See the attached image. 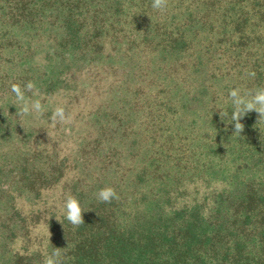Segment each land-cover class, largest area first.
Wrapping results in <instances>:
<instances>
[{
    "label": "rangeland",
    "instance_id": "obj_1",
    "mask_svg": "<svg viewBox=\"0 0 264 264\" xmlns=\"http://www.w3.org/2000/svg\"><path fill=\"white\" fill-rule=\"evenodd\" d=\"M66 1L49 0L50 8L20 22L0 3V235L9 238L0 264L27 248L29 225L28 247H46L55 233L48 220L65 214L77 189L95 195L114 188L126 223L136 211H176L238 180L264 178V168L250 162L264 141V120L250 112L236 134L229 98L233 88L245 95L249 79L264 73V23L252 0H168L163 12L152 0H83L91 53L87 72L69 74V85L60 75L68 69L45 59L50 45L67 56L59 15ZM29 81L35 88L25 97L44 111L21 116L11 85L24 90ZM204 85L198 108L191 100ZM58 106L64 122L52 119ZM61 163V182L52 185L44 177H59ZM26 179L43 186L27 191ZM12 223L16 232L5 229Z\"/></svg>",
    "mask_w": 264,
    "mask_h": 264
},
{
    "label": "trees",
    "instance_id": "obj_2",
    "mask_svg": "<svg viewBox=\"0 0 264 264\" xmlns=\"http://www.w3.org/2000/svg\"><path fill=\"white\" fill-rule=\"evenodd\" d=\"M48 1L6 0L3 9L7 6L10 17L20 22L19 17L34 18L39 16L41 9L50 8ZM82 1L67 0L61 4L60 44L66 47L62 48L67 56L59 53L54 45L49 46L45 56L47 62L60 64L61 68L64 65L68 69L60 73L67 76L61 81L67 85L70 84L68 76L87 72V56L91 53L84 35L87 27L80 10ZM251 6L264 23V0H252ZM186 36L183 33V50L189 45ZM71 58L75 71L69 68ZM256 73V79H249L251 90L264 87V73ZM53 82L52 79L48 83L52 96L59 92ZM203 92H208L206 85L201 86L191 100L198 108L204 107L200 104V101L204 102ZM251 118L245 125L256 120L257 115ZM1 131L6 136L5 130L1 128ZM250 162L254 167L264 168V141L256 146ZM62 168V163L56 167L59 177L49 174L44 178L50 179L52 185L60 183ZM23 181H27L26 190L30 192L37 186H43L37 180ZM75 195L84 210L85 223L74 226L65 214L60 215V211L58 215L53 214L48 223L55 231L54 236L46 247L44 245L36 251L28 247L34 234L29 225L24 235L27 248L18 252L9 264H44L45 258L56 249L60 251L62 264H264V178L258 175L238 180L231 188L208 193L207 198L184 205L183 209L166 211L160 206L158 210L136 211L129 215L126 223L120 219L122 202L119 194V199L111 203L100 202L96 194L83 190L77 189ZM15 215L25 220L17 210ZM39 218L40 215L37 216ZM17 224H9L5 229L16 232L13 228ZM3 231L4 227L0 225V233ZM8 239L0 235V249L6 247L5 240ZM10 240L13 241V237Z\"/></svg>",
    "mask_w": 264,
    "mask_h": 264
},
{
    "label": "clouds",
    "instance_id": "obj_3",
    "mask_svg": "<svg viewBox=\"0 0 264 264\" xmlns=\"http://www.w3.org/2000/svg\"><path fill=\"white\" fill-rule=\"evenodd\" d=\"M152 8L161 12L165 11L168 7V0H152ZM255 75V73H251ZM35 88V84L32 81L27 82L24 90L17 83L11 85V92L15 95L16 103L20 104L19 114L21 116L29 115L32 113L40 114L44 111V108L39 100L29 101L25 97V90L31 91ZM229 98L233 106V112L231 115L232 125H234V132L240 134L244 131V124L241 120L248 113L255 111L259 119L264 120V87L248 90L245 95H241L240 88H233L229 91ZM53 121L64 122L68 117L66 116L65 109L58 106L53 114ZM97 199L100 202L111 203L112 200L119 199V195L112 187H104L98 191ZM66 219L74 226H80L84 224L83 213L84 210L80 205V201L72 195H69L64 203ZM60 251L56 249L53 253L47 256L44 260V264H62L59 259Z\"/></svg>",
    "mask_w": 264,
    "mask_h": 264
}]
</instances>
